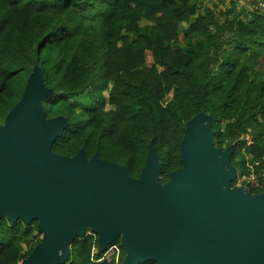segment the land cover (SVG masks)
<instances>
[{
  "label": "trees",
  "instance_id": "trees-1",
  "mask_svg": "<svg viewBox=\"0 0 264 264\" xmlns=\"http://www.w3.org/2000/svg\"><path fill=\"white\" fill-rule=\"evenodd\" d=\"M214 8L196 0H0V122L38 69L50 90L46 118L66 123L53 153L82 150L138 178L151 147L165 184L182 168L188 125L203 114L234 176L252 165L264 173V12ZM245 191L264 193V185ZM37 224L0 220V264H24L42 240ZM125 257L119 237L100 250L89 229L57 264Z\"/></svg>",
  "mask_w": 264,
  "mask_h": 264
},
{
  "label": "water",
  "instance_id": "water-1",
  "mask_svg": "<svg viewBox=\"0 0 264 264\" xmlns=\"http://www.w3.org/2000/svg\"><path fill=\"white\" fill-rule=\"evenodd\" d=\"M49 92L35 69L0 125V218L38 220L42 233L24 264L64 262L86 228L98 235L100 250L121 234L127 264H264V193L230 186L235 169L229 150L212 147L208 116L188 125L182 168L161 184L151 147L138 178L82 150L53 153L66 123L46 118Z\"/></svg>",
  "mask_w": 264,
  "mask_h": 264
},
{
  "label": "built area",
  "instance_id": "built-area-1",
  "mask_svg": "<svg viewBox=\"0 0 264 264\" xmlns=\"http://www.w3.org/2000/svg\"><path fill=\"white\" fill-rule=\"evenodd\" d=\"M252 11L264 12V0H259L252 6ZM264 185V174L258 173L252 166L246 172L235 178V188L246 189V187H262Z\"/></svg>",
  "mask_w": 264,
  "mask_h": 264
},
{
  "label": "rangeland",
  "instance_id": "rangeland-1",
  "mask_svg": "<svg viewBox=\"0 0 264 264\" xmlns=\"http://www.w3.org/2000/svg\"><path fill=\"white\" fill-rule=\"evenodd\" d=\"M196 1H200L201 3H203V5H204V11L206 10V8H210V9H212V8H214V5H216L215 7L216 8H214V10L216 11V13L218 14L219 13V11H221V10H223V11H225V10H231V12H232V14H234V13H240V11H237V9L234 7V9H229V6L231 5V4H234L236 1H232V0H223V3L222 2H220L219 0H215V1H208V0H196ZM231 1V2H230ZM247 1H249V0H247ZM230 2V5L228 6V3ZM258 1H256V2H253L252 3V6L253 5H255L256 3H257ZM237 3V2H236ZM252 8V7H251ZM233 11H234V13H233ZM131 36V38L133 37V35L131 34L130 35ZM170 98V95H168L164 100H163V103H165V101H167L168 99ZM6 117V116H5ZM5 117H4V119L0 122V125H2L3 124V122H4V120H5ZM218 149V148H217ZM224 150H226V149H224ZM253 166V168H254V165H252ZM233 168V167H232ZM234 169V168H233ZM264 174V173H263ZM240 175H242V173L241 172H239L237 169H236V175L234 176L235 178H237V177H239ZM159 177H160V175H159ZM7 217V215L6 214H2V216H1V218L0 219H3V218H6ZM18 220H20V219H18ZM20 221H23V220H20ZM33 221V220H32ZM37 223H38V220H37ZM86 231L87 230H89L88 228H86L85 229ZM85 231V232H86ZM41 235H42V233H41ZM119 239H121V234H120V236H119ZM121 241V240H120ZM24 242V241H23ZM99 262V261H98Z\"/></svg>",
  "mask_w": 264,
  "mask_h": 264
},
{
  "label": "crops",
  "instance_id": "crops-1",
  "mask_svg": "<svg viewBox=\"0 0 264 264\" xmlns=\"http://www.w3.org/2000/svg\"><path fill=\"white\" fill-rule=\"evenodd\" d=\"M208 1H215V0H208ZM232 1H236L237 2V3L235 2L234 4H235V8L238 11L249 12V11H252V8H251L252 7V3L256 2V1H259V0H249V1H247V0H232ZM230 2L228 3V5H230ZM222 3H223V1H222ZM232 5L233 4H231L229 7H231Z\"/></svg>",
  "mask_w": 264,
  "mask_h": 264
}]
</instances>
